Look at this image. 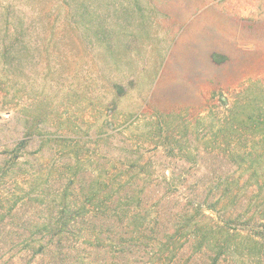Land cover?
I'll return each mask as SVG.
<instances>
[{
  "label": "rangeland",
  "instance_id": "374dc122",
  "mask_svg": "<svg viewBox=\"0 0 264 264\" xmlns=\"http://www.w3.org/2000/svg\"><path fill=\"white\" fill-rule=\"evenodd\" d=\"M95 9L85 30L58 17V43L49 44L55 18L37 19L44 29L22 90L0 92V264H211V250L195 249L202 234L186 233H234L221 196L247 180L233 154L250 138L232 132L230 114L264 95V0H99ZM23 139L3 172L6 150ZM94 192L100 208L85 204ZM66 208L78 215L64 213L58 232ZM173 240L186 245L159 260Z\"/></svg>",
  "mask_w": 264,
  "mask_h": 264
},
{
  "label": "trees",
  "instance_id": "16d2710c",
  "mask_svg": "<svg viewBox=\"0 0 264 264\" xmlns=\"http://www.w3.org/2000/svg\"><path fill=\"white\" fill-rule=\"evenodd\" d=\"M95 1L99 0H0V92L7 96L18 95L22 90L21 75L24 71V64L29 57L35 59L32 51L36 52L39 49V35L36 33L42 27L44 29L43 24L39 27V21H42L43 17L55 18V21L47 24L50 28L49 32L52 33L49 44L58 43L56 29L59 30L62 27V24L58 25V17L60 18L63 13L66 14L70 23L66 28L70 31H73L71 24L79 28L78 30L81 28L85 30L91 19L87 22L83 20L93 18L96 14V9L91 11V5ZM84 35H86L85 39L88 38L87 33L82 32V40ZM53 37L56 39H52ZM96 38L102 43V34H97ZM250 98L249 102L236 104L230 114L232 126L229 128L232 132L238 138L244 137L245 134H248L250 138V144H247L245 151L233 154L235 164L244 169L248 178L243 183L242 181H234V184L231 182L228 192L221 196V198H229L227 205L220 208L223 212L221 217L229 214V220L235 223L234 226L232 225L234 233L225 227H220L214 237L205 239L207 235H210V231H205V228L199 225L190 227L186 233L199 234L200 232L202 234V242L197 244L195 249L202 252L201 248L205 246V249L211 250L214 254L211 264H220L224 257L235 254L264 258V95H254ZM221 132L223 133L224 130ZM35 134L34 132L29 133V139ZM29 139H23L12 150H6L9 159L1 168L3 172L13 168L22 157L29 144ZM250 190L252 193L247 195ZM244 197L247 199L246 210L238 214ZM85 204L100 208L101 195L98 192L90 194L86 197ZM229 204L233 206L232 211L227 209ZM213 208L216 207H212L211 210H214ZM83 210H86V206ZM66 212L70 214V218H74L73 220L77 218V212L73 213L71 209L66 208L62 212L58 232L65 228L67 222H64L66 220L64 213ZM239 230H250L251 233L243 235ZM185 245V243L182 245L173 240L162 244L155 253L159 260H165L168 257L173 260Z\"/></svg>",
  "mask_w": 264,
  "mask_h": 264
}]
</instances>
